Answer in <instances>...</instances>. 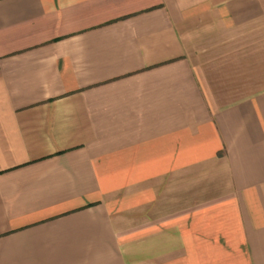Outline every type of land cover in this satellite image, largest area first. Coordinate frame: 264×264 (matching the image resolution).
<instances>
[{
	"label": "crops",
	"instance_id": "1",
	"mask_svg": "<svg viewBox=\"0 0 264 264\" xmlns=\"http://www.w3.org/2000/svg\"><path fill=\"white\" fill-rule=\"evenodd\" d=\"M0 264H264V0H0Z\"/></svg>",
	"mask_w": 264,
	"mask_h": 264
}]
</instances>
